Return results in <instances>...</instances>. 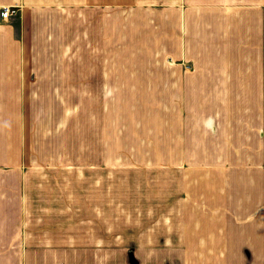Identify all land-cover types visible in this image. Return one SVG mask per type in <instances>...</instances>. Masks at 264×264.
<instances>
[{
    "label": "crops",
    "instance_id": "obj_1",
    "mask_svg": "<svg viewBox=\"0 0 264 264\" xmlns=\"http://www.w3.org/2000/svg\"><path fill=\"white\" fill-rule=\"evenodd\" d=\"M0 264H264V0H0Z\"/></svg>",
    "mask_w": 264,
    "mask_h": 264
},
{
    "label": "built area",
    "instance_id": "obj_2",
    "mask_svg": "<svg viewBox=\"0 0 264 264\" xmlns=\"http://www.w3.org/2000/svg\"><path fill=\"white\" fill-rule=\"evenodd\" d=\"M17 9L10 5H3L0 7V18H7L10 15L16 14Z\"/></svg>",
    "mask_w": 264,
    "mask_h": 264
}]
</instances>
